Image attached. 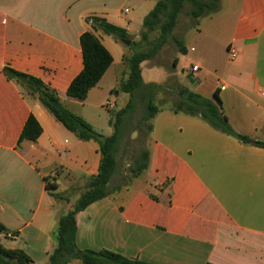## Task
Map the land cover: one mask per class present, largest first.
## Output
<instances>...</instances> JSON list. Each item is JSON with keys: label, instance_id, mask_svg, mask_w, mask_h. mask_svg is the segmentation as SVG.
<instances>
[{"label": "crops", "instance_id": "0c3cea01", "mask_svg": "<svg viewBox=\"0 0 264 264\" xmlns=\"http://www.w3.org/2000/svg\"><path fill=\"white\" fill-rule=\"evenodd\" d=\"M158 1L0 0V226L5 233L0 244L1 238L9 240L13 245L6 249L22 251L32 264H47L57 245L58 220L97 174L101 155L96 142L78 140L2 69L40 80L98 132L93 110L126 80L123 59ZM220 5L221 17L203 24L205 16L199 18L193 41L184 46L197 69L183 73V85L210 100L216 91L228 123L249 143L198 117L159 108L147 135V169L134 179L135 186L76 214L78 249L107 250L151 264H264V148L252 145L264 141V0H220ZM91 16L124 29L130 44L95 33L112 63L78 101L66 90L82 69L79 38L90 30L85 19ZM30 114L41 135L18 143ZM54 173L66 179L62 186L73 199L48 196L44 178L60 187Z\"/></svg>", "mask_w": 264, "mask_h": 264}, {"label": "trees", "instance_id": "16d2710c", "mask_svg": "<svg viewBox=\"0 0 264 264\" xmlns=\"http://www.w3.org/2000/svg\"><path fill=\"white\" fill-rule=\"evenodd\" d=\"M187 1L192 4L190 16L195 20L194 24H197L199 18L216 12L220 3V0H160L144 17L142 22L144 28V32L141 34L142 39L146 40L147 34L154 31H157L158 35L150 42L151 48L147 51H134L133 47L135 44L131 42L130 47L132 52L123 59L128 69L127 78L116 89L111 91L112 94H118L119 92L126 93L130 95L131 99H129L125 107L116 116L113 124V133L108 137L101 136L81 117L64 108L55 93L40 80L8 67L2 69L3 75L8 80L13 81L19 88L25 89L31 97L36 98L54 119L78 140H92L96 142L101 155L97 174L88 180L86 190L79 196L73 208L58 220L57 245L47 256V264H66L73 259H77L83 264H151L137 259L125 258L107 250L92 251L78 249L75 244V216L91 203L108 195L105 192V187L115 166L112 153L119 138L121 117L133 108L132 98L136 93L140 92L147 96L145 109L149 113L147 117L150 120L148 132L151 130L152 118L158 111L153 104L151 94L161 87L153 83H143L141 64L154 57L169 40L175 43L180 53H185L182 42L174 38L172 33L177 22V17ZM85 21L89 25L90 30L83 32L79 38L82 69L73 78L66 90L67 97L78 101L86 99L89 90L95 87L112 63L110 53L101 44L95 33L100 31L103 34L113 36L117 40L129 38L124 29L114 26L104 19L91 16L87 17ZM177 92L179 99L172 107L174 112L198 117L214 130L233 137L241 143L246 142L247 137L236 133L223 115L221 102L216 91L214 92L213 100L204 99L184 86H180ZM41 132L39 123L30 114L19 135L18 143L23 141L35 142L41 135ZM252 145L264 148V141L252 142ZM144 156V163L136 168L132 177L136 178L147 169V151ZM44 179L46 190L57 189L54 179L52 181L50 178ZM1 230L2 227L0 226ZM12 261L17 264H32L30 258L22 251L8 250L0 244V264H10Z\"/></svg>", "mask_w": 264, "mask_h": 264}, {"label": "rangeland", "instance_id": "374dc122", "mask_svg": "<svg viewBox=\"0 0 264 264\" xmlns=\"http://www.w3.org/2000/svg\"><path fill=\"white\" fill-rule=\"evenodd\" d=\"M220 6L221 5L219 3V8L216 12L206 15L202 19L205 20L202 21V24L206 23L209 18L212 20H218L221 17V15H219L221 12ZM191 9V2H185L173 29V37L177 40H179L181 34L186 31V33L181 36V40L184 42H182L183 46H185L189 41H193L192 34L194 33V30L192 29L197 27L199 23L194 24L195 20L190 16ZM141 34H139L138 38L134 42V51H147L150 49V42L153 38L157 37L158 32L155 31L148 33L146 40L142 39ZM130 51L132 52L131 47ZM175 55L176 61L173 63ZM193 56L194 54L191 51H188L187 54L180 53L175 43L169 40L154 57L142 64L141 76H143V81L154 82L153 84L161 87L151 94L153 104L157 109L173 107L176 104L179 99L177 89L180 86L185 85L183 73L190 71L193 63ZM22 91L28 98H33L26 92L25 89ZM146 98V94L140 92L136 93L132 98L133 108L121 117L119 138L112 153L115 160V166L109 182L105 187V192L108 195L114 193V191L129 188L132 185L135 186V178L132 177L133 173L138 166L144 163V154L147 151V135L150 120L147 117L149 113L145 109ZM129 99H131L130 95H124L121 92L117 94L116 98L114 97V94H112L101 101V106L99 108L93 110L94 118H96V120L98 119L96 122H93L98 134L106 137L113 133V124L116 120V116L125 107ZM106 101L114 103V108L112 110L105 111L103 109V105ZM54 175L56 176V181L60 184V187L57 189H48V196L64 201L67 199L65 197L70 195V199H73V192L67 191L62 186L64 184L63 181L66 179L56 175L55 173ZM50 180L52 181L53 179ZM3 234L5 233L1 230L0 235ZM1 242V245L4 248H11L13 245V243L4 238H1ZM10 264L17 263L12 261Z\"/></svg>", "mask_w": 264, "mask_h": 264}, {"label": "built area", "instance_id": "2783aa9c", "mask_svg": "<svg viewBox=\"0 0 264 264\" xmlns=\"http://www.w3.org/2000/svg\"><path fill=\"white\" fill-rule=\"evenodd\" d=\"M228 53H229V56L231 57V58H235L236 57V52L234 51V50H229L228 51ZM197 68L196 67H192L191 68V70L192 71H195ZM114 108V103L113 102H110V101H106L105 102V104L103 105V109L105 110V111H110V110H112Z\"/></svg>", "mask_w": 264, "mask_h": 264}, {"label": "water", "instance_id": "95a60500", "mask_svg": "<svg viewBox=\"0 0 264 264\" xmlns=\"http://www.w3.org/2000/svg\"><path fill=\"white\" fill-rule=\"evenodd\" d=\"M121 42H123L127 46H129V44H130V41L127 40V39H121ZM190 77H191V74L189 73L188 76H187V79L189 80V82H191ZM246 143H249L248 139L246 140Z\"/></svg>", "mask_w": 264, "mask_h": 264}]
</instances>
